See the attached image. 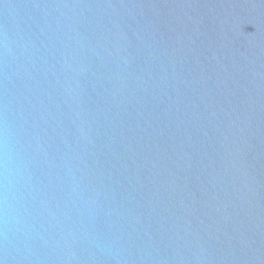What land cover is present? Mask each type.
Listing matches in <instances>:
<instances>
[{
	"label": "water",
	"instance_id": "95a60500",
	"mask_svg": "<svg viewBox=\"0 0 264 264\" xmlns=\"http://www.w3.org/2000/svg\"><path fill=\"white\" fill-rule=\"evenodd\" d=\"M0 264H264V0H0Z\"/></svg>",
	"mask_w": 264,
	"mask_h": 264
}]
</instances>
